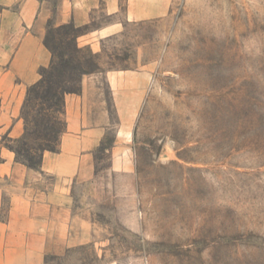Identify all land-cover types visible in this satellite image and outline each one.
Returning a JSON list of instances; mask_svg holds the SVG:
<instances>
[{
	"label": "rangeland",
	"instance_id": "1",
	"mask_svg": "<svg viewBox=\"0 0 264 264\" xmlns=\"http://www.w3.org/2000/svg\"><path fill=\"white\" fill-rule=\"evenodd\" d=\"M116 21L100 51L80 47L95 72L151 76L135 167L98 150L95 179L73 188L75 239L43 264H264V0H173L162 18L99 13L81 32Z\"/></svg>",
	"mask_w": 264,
	"mask_h": 264
},
{
	"label": "crops",
	"instance_id": "2",
	"mask_svg": "<svg viewBox=\"0 0 264 264\" xmlns=\"http://www.w3.org/2000/svg\"><path fill=\"white\" fill-rule=\"evenodd\" d=\"M173 0H58L52 13L57 25L85 26L99 13L143 21L166 16ZM123 6L125 9L123 11ZM49 0H0V136L19 138L27 89L51 62L44 43L50 17ZM120 21L83 33L80 46L97 53L101 39L121 31ZM106 81L110 102L101 80ZM151 76L145 70H113L87 74L80 93L65 99L66 131L59 151H46L40 169L3 148L0 162V264H43L48 255H62L75 239L72 195L76 183L96 177V154L116 115L111 170L131 172L132 138Z\"/></svg>",
	"mask_w": 264,
	"mask_h": 264
},
{
	"label": "trees",
	"instance_id": "3",
	"mask_svg": "<svg viewBox=\"0 0 264 264\" xmlns=\"http://www.w3.org/2000/svg\"><path fill=\"white\" fill-rule=\"evenodd\" d=\"M82 34L81 27L74 23L49 24L44 43L51 52V62L40 69V79L27 89L21 110L24 134L19 138L9 133L2 137L0 162L1 150L8 148L14 150L18 161L40 169L46 151H59L66 131V96L80 93L83 77L98 69L91 55H86L78 44ZM112 142L107 145L103 141L99 150H109Z\"/></svg>",
	"mask_w": 264,
	"mask_h": 264
}]
</instances>
